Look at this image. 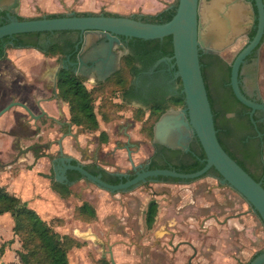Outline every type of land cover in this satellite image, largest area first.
<instances>
[{"label":"water","instance_id":"water-1","mask_svg":"<svg viewBox=\"0 0 264 264\" xmlns=\"http://www.w3.org/2000/svg\"><path fill=\"white\" fill-rule=\"evenodd\" d=\"M214 1L202 0L201 20V0H178L176 12L169 21L153 23L135 19L131 17L132 15L123 14L77 15L76 13H69L66 16L53 18L47 17V14L19 20L17 17L19 15L17 13L19 0H0V9L6 10L8 18L7 23L0 24V38L23 33L77 31L79 32L77 48L84 42H86V47L98 44L96 56L103 55L104 57L105 55L108 56V54L112 55L113 52L115 57V50L125 53L123 49L118 47L122 46L119 37L153 40L172 36L173 55L161 58L158 63L165 60L173 63L175 78L181 80L178 86H181L184 101L179 108L167 109L155 122L153 127V147L155 150L156 145H163L171 149L188 151L190 142L193 137H196L205 153V158L202 159L205 165L195 172H179L172 168H143L144 164H135L130 156L131 167L132 170L136 171V174L131 178L129 173L111 172L121 178H128L118 184H112L105 181L101 174L94 175L84 167V164L94 167L92 156H98L99 154L98 143L88 144L82 140L83 134L72 131L74 138L65 142V150L71 156L66 161L62 158L58 169L55 166L54 170L47 168V170H53V174H45V182L52 185L54 181L66 183L71 190L77 183L87 181V187L96 188L109 197L127 195L134 188L140 187H144L145 193L203 186L205 183H211L222 191H230L234 195H240L247 210L252 206V210L258 214L256 217L264 231V186L246 172L221 145L217 137L214 115L202 74L200 51L203 49L216 51L213 46L216 45V42L223 41L221 36H226L228 33V30L226 33V21L228 18L223 16V18L217 19L214 16V12L210 11V6L215 4ZM256 5L258 8V25L254 38L238 54L237 52L243 43V38L230 47L227 46L221 53L229 62L237 54L231 65V86L236 98L253 110L264 109V104L256 103L245 96L240 87L239 75L244 59L260 44L264 36L263 0H256ZM214 7L217 8L218 6L214 5ZM154 14L157 13H151L150 15ZM228 21L230 22L228 27L231 28L233 20ZM260 53L262 63L259 65V70L262 78L258 82L252 80L251 85L257 89L259 88L264 97V44L260 49ZM106 61L107 58L104 60L105 64L107 63ZM80 62L82 63L83 60L80 59ZM115 65V63L112 64L110 71L105 68L104 74L99 75L98 78L89 74L85 76L84 72H81L82 76H80L83 77V81L90 80L95 84L100 81L103 82V79H106L116 70ZM126 105L131 108H143L133 103H126ZM9 107L0 111V115ZM1 124L0 127L2 126ZM57 133L59 137L58 128ZM14 140L13 133L9 132V135H6V133L0 131V184L2 186H4L10 172L18 169L35 170V164L44 159H48L51 164V159L57 153V147L53 146L48 152L42 151V154L35 157L33 155L15 154L16 148L12 143ZM58 144L60 155L63 156L61 140L58 141ZM73 158L79 162L72 163ZM150 159L145 163L147 167ZM211 168H214L220 177L208 175L198 179ZM70 170L78 172L84 179L68 182V171ZM159 177L198 180L192 182L148 181ZM249 216L255 215L249 213ZM109 260L111 264H118L111 249L109 251ZM189 264L194 263L190 260ZM248 264H264V251L256 255Z\"/></svg>","mask_w":264,"mask_h":264},{"label":"flooded vegetation","instance_id":"flooded-vegetation-1","mask_svg":"<svg viewBox=\"0 0 264 264\" xmlns=\"http://www.w3.org/2000/svg\"><path fill=\"white\" fill-rule=\"evenodd\" d=\"M214 2L215 4L210 6V11L214 12L217 19L225 16L228 20H233L231 28L228 27L230 22L226 21V33L227 30L228 33L226 36H221L223 41H218L213 46L216 51L202 50L203 63L206 65V81L210 95L215 101V109L219 112L218 122L221 125L219 136L234 159L238 160L246 172L264 186V109L253 110L241 103L231 86V70L230 76L227 77L229 67L231 68L237 54L248 45L257 32L256 0H215ZM201 3L202 0L200 20L202 19ZM6 13V10L0 9V24L8 22ZM77 38L79 41V34L71 32H50V34L44 32L39 35L16 34L0 38V111L12 105L0 115V123H2L0 131L6 135H9V132L13 133L15 139L12 142L13 146L27 150L25 154L31 153L34 157L42 154L41 151L48 152L56 146L57 153L51 159L53 170L54 166L57 169L60 167L62 158L66 161L71 156L65 150V142L74 138L72 122L70 119L67 120L64 114V104H68L60 95L59 85L67 82L70 74L81 75V72H84L85 76L89 74L98 78L106 70L110 71L115 58L113 52L112 55L108 54L104 57L103 55L96 56L98 44L86 47V42H84L77 48L78 41L75 45L72 43ZM119 38L122 46L118 47L123 49L125 54L130 53L131 50L126 45L128 40ZM242 38L243 43L239 51L231 62L227 61L221 55L222 50ZM52 43H57L58 46H53ZM263 44L264 36L260 44L244 59L240 68L239 81L241 90L247 98L264 104L261 90L251 85L252 80L258 82L262 78L259 65L262 63L260 49ZM106 58L107 63L105 64ZM161 58L149 66H143L140 61L136 63L140 67V72L132 81V97L128 103L147 108L146 103L168 99L182 93L181 86H178L180 85L179 79L175 78L173 63L166 60L158 63ZM80 59L83 60L82 63ZM226 90L232 92L240 103L235 102L231 105L232 98L226 100ZM55 127L59 129V137L51 138L50 131ZM44 136H49V138L43 140ZM59 140L62 142L63 156L60 155ZM28 141L30 143L23 147L22 143ZM201 149L196 137H193L190 142L188 151L158 145L152 154L149 166L144 165L143 168H150L152 159L162 164L169 163V166L174 168L201 154ZM74 161L79 162L73 158L72 163ZM84 166L87 165L84 164ZM135 174L136 171H133L129 173V177ZM248 211L255 216L258 215L252 210V206ZM190 219L194 220L195 217H190ZM170 238L168 245L173 247L175 254L181 247H188L192 252L187 262L189 264L191 260L196 264V242L181 239L174 243L172 234ZM263 251L264 245L255 251L250 261Z\"/></svg>","mask_w":264,"mask_h":264},{"label":"rangeland","instance_id":"rangeland-1","mask_svg":"<svg viewBox=\"0 0 264 264\" xmlns=\"http://www.w3.org/2000/svg\"><path fill=\"white\" fill-rule=\"evenodd\" d=\"M81 4L82 0H21L20 6L22 9L27 7L28 11L22 12L17 6V13L25 17H35L47 14L101 13L105 11L103 6L94 10H82ZM47 5L48 7H46ZM124 55V52L115 50L113 63L116 64V67L117 65L118 68L120 67V60ZM83 82L87 89H93L95 86V83L90 80ZM94 96L99 128L91 131L72 123V131L83 134L82 140L88 144L98 143L99 154L92 156L93 163L103 168L110 167L108 168L109 172L133 173L130 156L135 164L142 163L145 165L154 152L152 143L154 125L151 135L144 130L145 125L150 123L148 121L147 124L145 123L149 109L127 107L126 102L120 98L119 91L117 89L112 90V87L111 89H96ZM64 109L65 117L69 120V106L64 104ZM101 110L107 113L108 120L101 118L99 114ZM142 112L144 114L138 119ZM103 131L110 134L108 141L104 142L106 134ZM50 133L51 138L58 137L56 127ZM48 138L49 136H44L43 140ZM29 143V141L24 142L22 146L26 147ZM142 146H146L149 150L144 157L136 155ZM25 151L27 150L16 148L15 154L32 155L31 153L25 154ZM47 168H51V164L48 159H44L35 164V170L18 169L10 172L4 186L0 184V187L17 196L28 207L35 208L36 212L53 231L75 240L76 243L68 252L70 264H100L102 258L109 260L110 249L118 264H183L180 263V259L186 261L192 252L191 249L181 247L175 254L173 247L168 245V239H171V234L169 235L168 232L172 227H168L166 220L168 221V218L173 216L172 210L175 201L188 208L186 212L176 207V216L185 217L181 221L188 230L186 232L181 231L174 243L183 238L196 242V230L191 226L194 223L189 218L194 215V210H196L190 206L196 205V202H191L190 195L200 193L206 198L208 196L214 197L211 198L210 204L220 208L217 210L221 211L220 217L223 219L228 214H234L237 211H248L240 195H234L230 191H222L211 183H205L203 186L145 193L144 187H140L134 188L127 195L108 196L103 199L97 194L101 191L86 187L87 181H85L76 184L70 190L71 194L68 197L57 199L58 196L52 197L50 195L52 184L45 182V174H53V170H47ZM53 192L57 193V191ZM155 195L160 196L157 198L161 202L158 203V207L161 209H158L157 216L159 218L156 220L157 222L155 221L153 227L149 228L146 224V211L149 202L156 200ZM137 197H141L143 201ZM38 202L46 203L47 206L51 204L49 207L45 206L41 209L35 206ZM84 202H88L95 209L96 216L94 218L78 212L79 206ZM98 203H101V207ZM95 205H99V207L97 208ZM167 208L170 209L169 212ZM225 208H229V212H223ZM196 213L198 212L196 211ZM210 213H202L200 216L196 214L194 216L196 217V224ZM14 225L15 221L10 213L0 214V264H21V254L27 253L23 246L24 239L15 233ZM244 230L251 237H257L255 244L253 242L247 243L248 246L243 244L239 254L235 255L238 261L242 260L243 264H247L253 254L247 257L245 255L251 250L254 252L256 247L263 246L264 231H262L263 228L256 216H249ZM232 255L228 257L233 259ZM233 262L236 263L234 260ZM201 263L207 264V262Z\"/></svg>","mask_w":264,"mask_h":264},{"label":"trees","instance_id":"trees-1","mask_svg":"<svg viewBox=\"0 0 264 264\" xmlns=\"http://www.w3.org/2000/svg\"><path fill=\"white\" fill-rule=\"evenodd\" d=\"M178 5V0H175L174 3L166 8L165 10L154 14H134L131 17L135 19H140L145 22L153 23H164L169 21L176 12ZM77 15H90V14H105V15H117L109 12L101 13H90V12H79ZM66 16V14H48L47 17H61ZM19 20L27 19L26 17L17 15ZM41 18V17H36ZM61 32H71L74 34H79L77 31H61ZM44 32L37 33H23L20 35H39ZM49 33L50 32H45ZM127 39L126 45L130 48L131 52L122 56L120 60V67L110 76H108L103 82L95 84L93 89H87L83 82V77L76 74H70L67 82H64L59 85L60 95L67 102L69 106L70 120L73 124L81 126L85 129L94 131L99 128V118L97 111L95 109V96L94 92L96 89H106L112 87V90L117 89L120 94L122 101L128 103L132 97V81L138 72H140V67L137 66V62H141L143 66H149L154 63L161 57L172 56L173 55V42L172 36H166L162 39H153V40H144L139 38H123ZM78 41V38L72 42L74 45ZM53 46H58L57 43H52ZM200 63L202 74L204 77L205 85L207 88L212 112L214 115V123L217 131V137L225 149V151L234 159V156L231 155L227 150L225 145L222 143L219 136L220 123L218 122L219 112L215 109V101L210 95L209 86L206 81L205 67L203 63L202 51H200ZM230 70L227 72V77L230 76ZM179 82L181 80L179 79ZM220 84V83H219ZM219 84L217 85L219 87ZM225 94L227 99H231V105L235 102L240 103L236 100L232 92L226 90ZM184 97L183 93L179 95H173L170 98L155 100L151 103H146L148 105V116L145 119V123L148 121L149 125H145V131L149 135L152 134V127L154 122H156L159 117L169 108H179L183 105ZM103 120H108L109 116L107 113L101 110L99 113ZM144 112H142L138 119L142 117ZM150 119V120H149ZM154 119V120H153ZM147 124V123H146ZM104 136V142L106 141ZM158 145L155 146L157 148ZM179 152V151H177ZM205 158V153L201 149V154L192 158V160L187 163H180L176 167L172 168L169 166V163H159L154 159L151 160L150 169L154 168H172L179 172H195L201 169L205 163L202 159ZM235 160V159H234ZM242 168V164L235 160ZM77 163L76 161L73 162ZM94 175L101 174L102 178L108 183L118 184L122 181H126L127 178H121L115 174L109 173L106 170L97 167V166H84ZM212 175L220 177L219 173L211 168L205 175L198 178L201 179L205 176ZM134 177L131 176V178ZM69 181H76L78 179H84L76 171L68 172ZM195 179V180H198ZM157 180L162 181H172V182H192L195 180H181L178 178H169V177H159ZM53 188L58 191L62 196L68 197L71 194L69 185L66 183H59L54 181ZM158 202L156 200H151L148 204L146 211V224L149 228H152L156 217L158 215ZM80 214H85L90 218L96 216L95 209L88 203L84 202L79 206ZM10 213L14 218L15 225L14 231L18 235H21L24 239V248L27 250V253H22L20 262L21 264H70L68 252L69 249L76 243L74 239H70L67 236H61L56 231H53L46 222L40 217L36 210L28 207L23 203L17 196L12 195L6 192L3 188L0 187V214ZM32 243V244H29ZM100 264H111L110 260L102 258Z\"/></svg>","mask_w":264,"mask_h":264},{"label":"crops","instance_id":"crops-1","mask_svg":"<svg viewBox=\"0 0 264 264\" xmlns=\"http://www.w3.org/2000/svg\"><path fill=\"white\" fill-rule=\"evenodd\" d=\"M174 1L175 0H82V4L80 8H82V10H94L97 8H101L103 6L105 9V12H109V13H116V14H123V15L151 14V13H158V12L165 10L166 8L170 7L174 3ZM20 2L21 0L18 3L19 4L18 9H20V11L22 12H27L28 11L27 7L25 9H22V7L20 6ZM46 7H48V5ZM103 132H105L106 139H107L106 141H108V139L110 138L109 137L110 134L107 133V131H103ZM147 152H149L148 148L146 146H142L139 150V153H138L139 155L138 154L136 155L140 157H144L147 154ZM137 159H140V158H137ZM94 166L100 167L106 170L107 172H109L108 168L110 167L104 166L105 168H103L96 163H94ZM51 189L56 192V190L52 188V185H51ZM52 190L50 194L52 197L58 196L57 199H62L64 197L58 191H57L58 193L57 194V193H54ZM97 194L101 196L103 199H106L108 197L107 195L101 192ZM155 197H156V201L158 203H161L160 201H158L159 198H157L160 196L155 195ZM190 197L192 198L191 202H196V205L190 206L192 209H196L194 210L195 211L193 213L194 215L190 217L196 216V214H198L197 216H200L202 213L211 212L210 215H208L198 224H196V217H195V219L193 220L194 224L191 225L196 230L195 232L196 251H197L196 263L202 264L201 262H207V264H234L233 262L234 260L236 262L235 264H243V261L242 260L238 261L235 255L239 254L240 249H242L243 244L244 245L246 244V246H248L247 243L253 242L255 244L257 241V237L256 238L251 237L249 234H246L244 230L246 229V223L249 218L248 211L246 210L237 211L234 214H228L223 219L222 217H220L221 211L217 210L218 207L211 206L210 204V202L212 201L211 198H214V197L208 196L206 198L200 193L196 195L195 194L190 195ZM137 199L142 200L141 197H137ZM146 199H147L146 201L147 203L149 197ZM138 202H141V201H138ZM50 204L48 205L50 206ZM98 204L101 207V203H98ZM99 205H95V206H97L98 208ZM35 206L42 209L43 207L47 205L46 203L43 204L42 202H38V204ZM176 207L177 209H183L182 211H186V212L188 209L184 205H180L178 201H175V203L173 204V210H172L173 216H170L168 218V221L166 220V222H167L168 227H172L171 229H169L170 231L168 233L169 235L172 234L174 241L177 239V237H179L178 235L181 233V231L186 232L188 230L187 226L183 224L181 221V220H184L185 217L176 216V212H177ZM124 209L126 208L124 207ZM167 209L169 212L170 209L169 208ZM228 210L229 208H225L223 212H229ZM196 211L198 213H196ZM158 218L159 216L156 217V220ZM183 239L185 240V238ZM261 247H256L254 249V252H252V250L249 251L248 253L249 255L246 254L245 257L250 256V254L251 255L254 254L255 251ZM231 254H233L232 255L233 259L228 257ZM180 263L188 264L187 260L183 261V259H180Z\"/></svg>","mask_w":264,"mask_h":264}]
</instances>
